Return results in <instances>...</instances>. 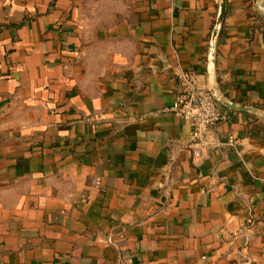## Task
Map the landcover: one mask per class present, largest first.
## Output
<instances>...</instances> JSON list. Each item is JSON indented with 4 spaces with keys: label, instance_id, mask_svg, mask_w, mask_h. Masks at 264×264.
Here are the masks:
<instances>
[{
    "label": "crops",
    "instance_id": "crops-1",
    "mask_svg": "<svg viewBox=\"0 0 264 264\" xmlns=\"http://www.w3.org/2000/svg\"><path fill=\"white\" fill-rule=\"evenodd\" d=\"M0 0V264H264V0ZM231 136L234 145L228 144Z\"/></svg>",
    "mask_w": 264,
    "mask_h": 264
},
{
    "label": "built area",
    "instance_id": "built-area-1",
    "mask_svg": "<svg viewBox=\"0 0 264 264\" xmlns=\"http://www.w3.org/2000/svg\"><path fill=\"white\" fill-rule=\"evenodd\" d=\"M177 92L174 101L161 109V112H172L189 121V146L194 157H200V151L206 146L205 133L208 128L215 125L219 119L218 103L211 91L202 87L199 77L190 70H179L176 73ZM227 143L234 145L231 136Z\"/></svg>",
    "mask_w": 264,
    "mask_h": 264
},
{
    "label": "water",
    "instance_id": "water-1",
    "mask_svg": "<svg viewBox=\"0 0 264 264\" xmlns=\"http://www.w3.org/2000/svg\"><path fill=\"white\" fill-rule=\"evenodd\" d=\"M225 8H226V0H219L217 16L215 18L212 30L210 32L208 45H207L206 73L210 78L213 77L215 71L216 41L222 25L223 17L225 14ZM208 89L211 91L215 101L223 105L224 107L230 110H241V111L253 113L264 118V110L229 101L222 95L221 91L215 86H210V88Z\"/></svg>",
    "mask_w": 264,
    "mask_h": 264
}]
</instances>
